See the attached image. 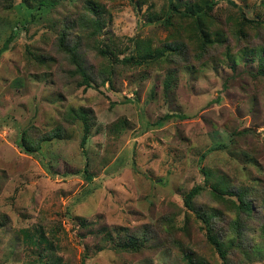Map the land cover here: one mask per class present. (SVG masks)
<instances>
[{"label": "rangeland", "instance_id": "1", "mask_svg": "<svg viewBox=\"0 0 264 264\" xmlns=\"http://www.w3.org/2000/svg\"><path fill=\"white\" fill-rule=\"evenodd\" d=\"M86 1H0V264H264V0Z\"/></svg>", "mask_w": 264, "mask_h": 264}, {"label": "trees", "instance_id": "2", "mask_svg": "<svg viewBox=\"0 0 264 264\" xmlns=\"http://www.w3.org/2000/svg\"><path fill=\"white\" fill-rule=\"evenodd\" d=\"M1 1V0H0ZM86 5H87V9L96 14H100L101 11H99L97 9V6H95V4L91 1V0H87L86 1ZM215 5V1L214 0H206L203 2V5L201 7L196 6V7H185L186 9L183 10H179L177 7V3H173V1H170V7L171 9L174 11V13L182 18H193L195 20V27L198 29L199 32L201 31V18L203 15L206 14V11H210L212 9V7ZM90 25L93 26V28H95V30H97V32L101 29V25L98 21V19H91L87 22V27H90ZM60 45L64 46L65 49L67 48L71 58L73 59L75 65H76V70L77 73L81 76L82 81L84 82V80L86 81H90V75L88 74V72L85 70L84 66L81 64V62H78L76 59L77 56V46H72L71 48L68 46V44L65 42V38L62 36L59 39ZM5 48V46L3 47ZM177 48V46H176ZM147 51L149 52V49H147ZM163 52V51H160ZM99 53L101 55H103V57H106L111 63L115 64V63H125V62H134L135 61V57L133 55L129 56V57H125L121 60H119L115 54L112 53V51H110L108 48H101L99 50ZM162 56V53L158 54L154 57L155 59H159L160 56ZM112 75V72L109 71L108 72V77ZM108 80V79H107ZM89 133V127L87 125V123L85 124V126L83 127V136H82V143L85 142L87 135ZM19 147L21 149H23L26 152L29 153H33L34 150L32 149L31 146L27 145V143H25L24 141V137L21 138ZM199 188L196 187L194 188L192 191H190V193H188V195L185 197L184 199V205L186 208H188L189 210L194 211L193 205H192V199L194 198V195L199 193ZM220 191V189L215 188L213 189V194L216 196L217 192ZM243 195V194H242ZM241 195V196H242ZM240 209H242L243 211L247 212L248 214H250L251 212V207L248 201H246L243 197H240ZM200 216V219L202 221L205 222V218L203 216H201V214H198V217ZM203 217V218H202ZM208 240L210 241V243L215 247L217 253L220 255V257L225 261L226 259V255H225V251L224 248L221 244V242H219L217 240V238L214 235H209ZM190 264H204L202 261H199L197 259H192L189 258L188 259Z\"/></svg>", "mask_w": 264, "mask_h": 264}]
</instances>
